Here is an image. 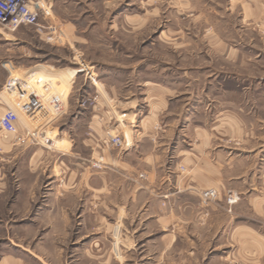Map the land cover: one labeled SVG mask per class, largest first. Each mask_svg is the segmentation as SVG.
Masks as SVG:
<instances>
[{
    "label": "rangeland",
    "instance_id": "1",
    "mask_svg": "<svg viewBox=\"0 0 264 264\" xmlns=\"http://www.w3.org/2000/svg\"><path fill=\"white\" fill-rule=\"evenodd\" d=\"M71 5L66 10L70 18L86 17V22L76 27V41L61 26L65 34L58 44L45 42L29 27L16 33L0 28V92L11 73L28 82L32 76L45 75L50 70L68 83L65 88L53 80L51 88L53 93L61 94L65 114L54 117L49 112L46 118L31 121L29 126L44 130L53 146L31 144L9 149L2 142L12 144L13 136L0 130V260L12 256L18 264L103 263L104 250L99 248L96 255L102 257L97 256L96 261L80 262V254H73L80 233L100 231L101 224L87 217L88 212L99 209L100 203L81 201L79 208L73 195H66L60 202L55 200L65 191L69 171L56 166L57 150L68 147L66 142L57 141L60 129L67 127L66 115L77 112L79 107L93 110L99 121L125 124L129 112L149 87L142 86V78L146 82L174 83L180 90L184 85L203 83L204 102L208 100L212 109L209 114L228 110L227 115L228 107L234 106L239 112L240 129L251 132L258 150L264 148V0H91L86 9ZM79 60L93 67L96 86L83 73L74 76L73 68ZM36 79L40 78L36 77L33 85L46 83ZM224 81L242 84L239 94L233 97L232 92L216 83ZM100 83L107 85L105 90L116 99V105L101 108ZM16 99L7 92L0 95V116L6 106L13 107ZM20 119L27 121L24 115ZM155 126L160 128L157 122ZM206 126L210 129L211 121ZM107 133L125 137L129 147L127 136L110 128L101 138L103 147L127 148L105 144ZM220 143L242 145L240 139L223 138ZM32 147H42L49 154L31 160ZM98 162L101 167L96 166ZM92 167L104 169L103 157L93 160ZM179 170L185 172L186 168L180 165ZM207 189H215L217 197L203 205L200 193ZM228 192L236 194L235 203H227ZM220 198L229 212L240 201L239 193L232 189L220 191L210 186L199 191L202 225L209 216V207ZM56 207L64 210V217ZM79 209L84 210L81 216H77ZM79 225L83 233L77 232Z\"/></svg>",
    "mask_w": 264,
    "mask_h": 264
},
{
    "label": "crops",
    "instance_id": "2",
    "mask_svg": "<svg viewBox=\"0 0 264 264\" xmlns=\"http://www.w3.org/2000/svg\"><path fill=\"white\" fill-rule=\"evenodd\" d=\"M48 1L53 22L76 41V27L84 24L86 17L70 18L66 10L71 4L86 9L91 0ZM45 73L32 76L29 86L36 77L51 76L66 88L68 83L61 75L50 70ZM142 82L143 87L149 85L136 103L142 108H133L123 125H110L108 119L99 121L93 110L80 107L63 118L68 124L60 129L57 142H66L68 147L57 150L56 166L69 171L65 191L55 200L60 202L66 195H73L79 208L81 201L100 203L96 213L90 211L87 215L90 221L101 224L100 231L82 235L84 228L79 225L73 254H80V262L96 261L97 256L102 257L96 255L99 248L104 250L101 264H264V148L258 150L251 132L240 129L238 109L236 112L231 106L227 115L228 110L210 115L212 109L208 100L204 102L203 83L184 85L180 90L170 82L157 84L143 78ZM216 83L232 92L233 97L242 89V84L234 81ZM100 84L101 108L116 105V99L105 90L107 85ZM209 121L210 129L206 126ZM22 124L29 123L21 121L19 131L24 130ZM107 128L124 133L129 147H103L101 138ZM223 138L240 139L242 145H222ZM2 144L9 149L21 148L13 143ZM30 150L31 160L49 154L42 147ZM100 156L105 167L98 170L92 162ZM180 165L185 172L179 170ZM140 173L146 178H138ZM210 186L220 191L232 189L239 193L240 201L229 212L220 198L209 207V216L202 225L199 191ZM58 207L56 211L64 217V210ZM77 211L81 216L84 210ZM1 263L18 264L12 256Z\"/></svg>",
    "mask_w": 264,
    "mask_h": 264
},
{
    "label": "built area",
    "instance_id": "3",
    "mask_svg": "<svg viewBox=\"0 0 264 264\" xmlns=\"http://www.w3.org/2000/svg\"><path fill=\"white\" fill-rule=\"evenodd\" d=\"M52 6L48 0H0V28L9 33H14L21 27H29L42 36L43 40L48 43H61L63 34L60 27L52 20ZM91 65H88L83 60L77 62L74 76L77 73H83L91 82L95 84V74ZM52 83L29 86L24 79L11 74L4 86L3 92L16 95V102L13 107L6 106L4 112L0 116V130L8 135H12V143L18 146L42 144L46 148L53 146L48 141L45 131H39L34 128H29L32 122L46 118L49 112L54 113V117H58L63 113L65 102L60 97V94L51 91ZM67 100V96L66 99ZM83 101L82 104H84ZM20 115L26 117L28 127H24L23 131L18 130V124L21 123ZM32 121V122H31ZM105 144L113 147H127L126 138H120L118 135L107 133ZM49 146V147H48ZM101 163L96 166L101 167ZM140 178H145V175L140 174ZM201 202L206 205L208 201L214 200L217 197L215 189H207L201 191ZM237 201V196L233 192H228L227 203L233 204Z\"/></svg>",
    "mask_w": 264,
    "mask_h": 264
},
{
    "label": "bare ground",
    "instance_id": "4",
    "mask_svg": "<svg viewBox=\"0 0 264 264\" xmlns=\"http://www.w3.org/2000/svg\"><path fill=\"white\" fill-rule=\"evenodd\" d=\"M41 79V80H40ZM40 79H36V81L38 82V83H42L43 81H47V82H51L52 83V81L54 80V77H51V76H45V77H43V78H41L40 77ZM66 84V83H65Z\"/></svg>",
    "mask_w": 264,
    "mask_h": 264
}]
</instances>
